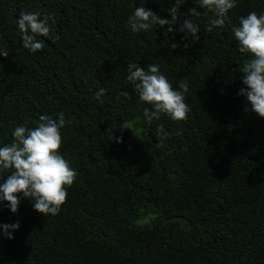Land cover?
Masks as SVG:
<instances>
[{
  "label": "trees",
  "instance_id": "1",
  "mask_svg": "<svg viewBox=\"0 0 264 264\" xmlns=\"http://www.w3.org/2000/svg\"><path fill=\"white\" fill-rule=\"evenodd\" d=\"M176 2L0 0V50L9 53L0 56V147L15 127L63 113L59 153L77 172L55 216L23 194L16 213L0 202V224L20 225L13 239L0 229V264H264V118L237 94L250 57L232 31L264 14V0H236L212 32L214 13L194 0H179L173 33L128 26L137 7L171 19ZM36 11L52 17L51 34L32 53L17 20ZM187 18L200 26L195 43L178 31ZM129 63L159 65L177 90L185 82L187 120L148 121ZM10 174L0 171V183Z\"/></svg>",
  "mask_w": 264,
  "mask_h": 264
},
{
  "label": "clouds",
  "instance_id": "2",
  "mask_svg": "<svg viewBox=\"0 0 264 264\" xmlns=\"http://www.w3.org/2000/svg\"><path fill=\"white\" fill-rule=\"evenodd\" d=\"M199 7L214 13L209 20L206 31L225 24L229 10L236 7V0H194ZM171 19L161 18L157 13L145 7H137L128 17V26L134 33L148 31L159 25L168 26V33H173V27L181 19L179 0L168 9ZM191 15H199L196 7L189 10ZM184 14V16H190ZM50 15L36 12H21L17 25L22 34V43L25 49L35 53L43 50V41L38 37H48L51 34ZM179 32L185 34V39L191 37L195 43L200 40V26L192 18L184 19ZM235 39L239 42V52L250 58L243 64L241 72L244 74L242 83L246 88L237 94L246 96L252 111L264 118V14L255 11L246 17H241L239 26L233 27ZM188 47V45H185ZM178 45L171 44L175 49ZM0 56L8 57L9 53L0 50ZM127 81L134 85L139 100L151 106L144 109V116L148 121L158 120L161 115H167L173 121H185L191 111L185 102V94L189 91L188 85L181 81L179 90L175 89L167 77L161 72L160 66L148 64L147 70L137 63L127 65ZM101 88L96 93V99L105 93ZM128 97V93H122ZM103 103V101H100ZM63 113L58 119L42 115L35 128L17 126L13 130L14 142L0 147V171L11 170V174L0 183V202H7L12 213H16L20 204V194L23 198L33 201L34 210L44 216L57 215L67 199V188L72 186L77 172L72 169L67 160L59 153L62 145L61 129L65 126ZM126 129L125 127H121ZM112 129L109 130V138ZM162 129H158V134ZM117 142H122L117 138ZM19 222L14 224H0L3 235L13 239L12 231L19 229Z\"/></svg>",
  "mask_w": 264,
  "mask_h": 264
}]
</instances>
